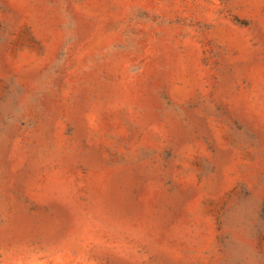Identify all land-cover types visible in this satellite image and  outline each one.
<instances>
[{
    "label": "rangeland",
    "instance_id": "1",
    "mask_svg": "<svg viewBox=\"0 0 264 264\" xmlns=\"http://www.w3.org/2000/svg\"><path fill=\"white\" fill-rule=\"evenodd\" d=\"M0 264H264V0H0Z\"/></svg>",
    "mask_w": 264,
    "mask_h": 264
}]
</instances>
